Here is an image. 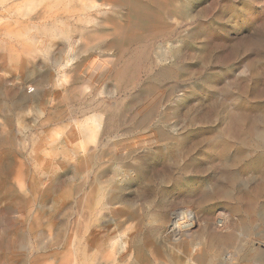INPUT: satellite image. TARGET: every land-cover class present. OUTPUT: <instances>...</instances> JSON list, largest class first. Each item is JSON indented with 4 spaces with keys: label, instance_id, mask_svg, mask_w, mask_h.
<instances>
[{
    "label": "rangeland",
    "instance_id": "1",
    "mask_svg": "<svg viewBox=\"0 0 264 264\" xmlns=\"http://www.w3.org/2000/svg\"><path fill=\"white\" fill-rule=\"evenodd\" d=\"M263 112L264 0H0V264H264Z\"/></svg>",
    "mask_w": 264,
    "mask_h": 264
},
{
    "label": "bare ground",
    "instance_id": "2",
    "mask_svg": "<svg viewBox=\"0 0 264 264\" xmlns=\"http://www.w3.org/2000/svg\"><path fill=\"white\" fill-rule=\"evenodd\" d=\"M147 14L149 15L150 17V21H152L151 19V14L149 13V11H147L146 9H144ZM147 14H145V12L143 10H140L139 11V16L142 18V19H145V17H147ZM152 16L154 17V14H152ZM149 21V22H150ZM97 118V117H96ZM241 122L243 123V125H247L249 124V134L251 136H256V137H261L262 133H260V129H259V124H262L264 126V112L261 113L257 118L255 119H251L249 116L247 115H243L242 117V120ZM143 139V138H141ZM135 141V140H134ZM165 141H169V145H170V150H189V149H193L194 145L198 146L199 144L197 143H194L193 145L189 146V145H181L179 144L182 149L180 148V146H176V144L178 145L179 141L177 139H171V138H166ZM241 141V140H240ZM151 142V141H150ZM136 143V141H135ZM143 143V142H142ZM142 143H140V145L142 146ZM139 145V144H138ZM145 145V144H144ZM168 145V146H169ZM244 145V144H243ZM137 146V145H135ZM208 146L209 147H213L215 150H218L219 153V156L221 158H225V160L227 161V158H229V152L230 150L232 149L231 148V145H230V142L229 140H219V141H216V142H213L210 141L208 143ZM102 157H94L92 156L91 154H87L85 156V160H84V169H85V172H86V184L89 185V176L90 174L93 172V166L97 165L98 163H101L103 161V157L104 155H101ZM104 162V161H103ZM255 163L257 164L256 167L258 169H261V166H263V171H264V157H261V158H258L256 159ZM255 167V168H256ZM95 169V168H94ZM124 169H126L124 167ZM123 169V170H124ZM124 172H126L125 175H128V172L125 170ZM264 174V172H263ZM227 177V179L230 181V182H233L234 181V178L233 176L229 175V174H226L225 175ZM225 177V178H226ZM264 177V175H263ZM264 190V189H263ZM113 197V196H112ZM100 205L103 206V202L100 201ZM85 212H86V215H87V229H86V233L85 234H88L90 232V229H91V226H90V222H91V204L89 203V197L87 198V203L85 205ZM127 220H130V216L128 215L127 216ZM181 220H187V222H190V223H193L195 222L196 223V218H195V215L192 216L191 213L189 212H181V211H178L176 214H174V217H173V222L172 224L169 226V231L166 233L165 232V241L164 242H167V243H175V244H183L184 241H185V238L187 237V235H185L183 233V231H181V227L183 226L182 224H180L179 222ZM186 222V223H187ZM198 223V222H197ZM182 225V226H181ZM193 226V225H192ZM183 228V227H182ZM214 230V228H213ZM216 230V229H215ZM235 233V232H234ZM90 234V233H89ZM218 234L217 233H213L212 236L210 237V240L212 242H217V243H220L219 244V247L225 245L227 242H229V240H231V236H228V237H221V236H217ZM164 239V238H163ZM208 242V241H207ZM209 243V244H210ZM90 244H91V239H89V235H87V243H86V247L90 248ZM170 245V244H169ZM196 247V246H195ZM202 247V246H201ZM175 248V247H174ZM200 248V247H199ZM192 250V249H191ZM200 250V249H199ZM193 251V250H192ZM191 251V252H192ZM196 251V250H195ZM205 253V252H204ZM257 254H260L259 252H257ZM204 254H202V257H203ZM190 258V257H189ZM176 259V258H175ZM192 260V259H191Z\"/></svg>",
    "mask_w": 264,
    "mask_h": 264
}]
</instances>
